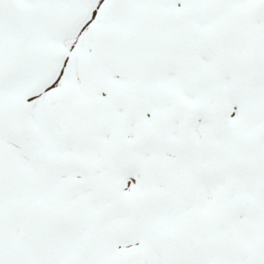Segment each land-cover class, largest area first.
I'll return each instance as SVG.
<instances>
[{"label":"snow or ice","instance_id":"obj_1","mask_svg":"<svg viewBox=\"0 0 264 264\" xmlns=\"http://www.w3.org/2000/svg\"><path fill=\"white\" fill-rule=\"evenodd\" d=\"M0 264H264V0H0Z\"/></svg>","mask_w":264,"mask_h":264}]
</instances>
